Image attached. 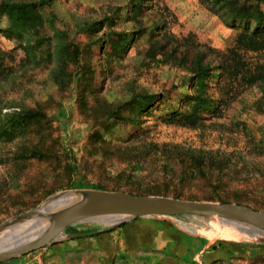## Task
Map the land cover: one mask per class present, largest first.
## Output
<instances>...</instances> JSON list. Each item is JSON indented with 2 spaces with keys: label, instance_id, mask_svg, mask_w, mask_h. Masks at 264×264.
I'll return each mask as SVG.
<instances>
[{
  "label": "rangeland",
  "instance_id": "1",
  "mask_svg": "<svg viewBox=\"0 0 264 264\" xmlns=\"http://www.w3.org/2000/svg\"><path fill=\"white\" fill-rule=\"evenodd\" d=\"M235 36L197 0H0V223L68 190L264 212V86L218 83ZM237 226L89 220L0 264H264V240Z\"/></svg>",
  "mask_w": 264,
  "mask_h": 264
},
{
  "label": "water",
  "instance_id": "2",
  "mask_svg": "<svg viewBox=\"0 0 264 264\" xmlns=\"http://www.w3.org/2000/svg\"><path fill=\"white\" fill-rule=\"evenodd\" d=\"M56 201L61 202L50 206ZM173 215L212 217L222 222L241 224L243 226L235 228L264 240V212L246 205L120 191L68 190L58 192L37 207L0 223V235H11L14 242H7L0 248V262L44 246L61 236L65 227L79 222L116 216L118 219L115 221L123 224L135 217ZM23 225L28 226L22 230ZM43 226L45 231L41 229ZM35 228L41 229L35 238L20 241Z\"/></svg>",
  "mask_w": 264,
  "mask_h": 264
},
{
  "label": "trees",
  "instance_id": "3",
  "mask_svg": "<svg viewBox=\"0 0 264 264\" xmlns=\"http://www.w3.org/2000/svg\"><path fill=\"white\" fill-rule=\"evenodd\" d=\"M197 1L226 26L236 31L231 48L218 56V83L226 89V94L236 96L246 87L264 86V0ZM13 6L16 10H31L37 7L34 2L16 3ZM248 53L252 55L245 58ZM199 69L198 73H202L205 67L200 66ZM25 112L23 119H25V125H29L36 114L34 115L31 109ZM40 117L45 120V125L50 127L46 116L40 114ZM12 118L6 120L5 129L11 130L18 126V122L11 120Z\"/></svg>",
  "mask_w": 264,
  "mask_h": 264
},
{
  "label": "bare ground",
  "instance_id": "4",
  "mask_svg": "<svg viewBox=\"0 0 264 264\" xmlns=\"http://www.w3.org/2000/svg\"><path fill=\"white\" fill-rule=\"evenodd\" d=\"M64 200V199H63ZM59 202H61V201H56V202H52L51 204H50V206H54V205H56L57 203H59ZM116 219H118V217H111V218H102V220H109V221H115ZM28 225H23L20 229H24V228H26ZM44 229V231H45V227L43 226V227H41V229ZM226 229V231H229V232H232V233H237L236 231H234L232 228H227V227H225ZM40 228H35L34 229V231H30V233L28 232L27 233V235L26 236H24L23 238H21L20 239V241H25V240H30V239H32V238H35L36 236H37V233L41 230ZM43 229H42V231H43ZM18 231V230H17ZM41 233V232H40ZM237 234H239V233H237ZM1 237H0V248H2L4 245H6L7 244V242H11V244L12 243H14V242H12L13 241V238H11V235L10 236H8V235H0Z\"/></svg>",
  "mask_w": 264,
  "mask_h": 264
},
{
  "label": "crops",
  "instance_id": "5",
  "mask_svg": "<svg viewBox=\"0 0 264 264\" xmlns=\"http://www.w3.org/2000/svg\"><path fill=\"white\" fill-rule=\"evenodd\" d=\"M128 240L129 238L126 237ZM131 242L134 244V246H146V244H150L151 240H149V238H139L136 235H133V233L131 234Z\"/></svg>",
  "mask_w": 264,
  "mask_h": 264
}]
</instances>
